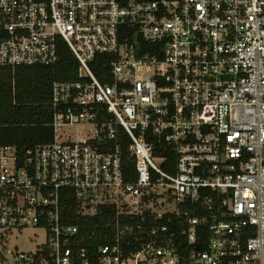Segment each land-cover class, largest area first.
I'll return each instance as SVG.
<instances>
[{"label": "built area", "instance_id": "obj_1", "mask_svg": "<svg viewBox=\"0 0 264 264\" xmlns=\"http://www.w3.org/2000/svg\"><path fill=\"white\" fill-rule=\"evenodd\" d=\"M60 44L53 141L0 146V264H264V0H0V68Z\"/></svg>", "mask_w": 264, "mask_h": 264}, {"label": "trees", "instance_id": "obj_2", "mask_svg": "<svg viewBox=\"0 0 264 264\" xmlns=\"http://www.w3.org/2000/svg\"><path fill=\"white\" fill-rule=\"evenodd\" d=\"M59 51L60 60L53 66H22L15 73L11 69L0 68V146H15L20 153H24L37 145L53 141V84L57 81L78 80V62L66 45L60 44ZM109 62L108 56H99L92 63L99 79L108 71ZM166 150L170 152V149ZM162 151L163 149L157 148L156 154L161 155ZM124 168L132 172L134 161L126 157ZM105 210L92 219H81L84 235L95 232L102 236L97 246L109 243L110 239L103 236L104 233L112 234L113 231L107 225H112L115 215Z\"/></svg>", "mask_w": 264, "mask_h": 264}, {"label": "rangeland", "instance_id": "obj_3", "mask_svg": "<svg viewBox=\"0 0 264 264\" xmlns=\"http://www.w3.org/2000/svg\"><path fill=\"white\" fill-rule=\"evenodd\" d=\"M24 235L18 239H13L11 246L14 248L18 246L20 251H34L36 248V243L39 242V239L35 237L34 230H28L23 233Z\"/></svg>", "mask_w": 264, "mask_h": 264}]
</instances>
